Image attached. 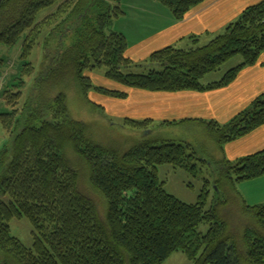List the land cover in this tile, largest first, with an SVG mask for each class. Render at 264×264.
<instances>
[{"label":"trees","instance_id":"obj_1","mask_svg":"<svg viewBox=\"0 0 264 264\" xmlns=\"http://www.w3.org/2000/svg\"><path fill=\"white\" fill-rule=\"evenodd\" d=\"M155 1L182 21L205 0ZM120 2L0 0V46L21 44L19 70L13 68L17 75L9 74L5 86L0 85V129L9 140L0 150V264H164L176 252L191 264H264V204H245L243 213L251 223L235 230L219 213L225 203L205 210L208 181L195 204L182 203L158 181V166L183 169L194 177L196 162L209 161L198 158L190 144L144 142L120 154L96 144L87 126L71 118L63 92L51 99L41 92L49 83L74 81L96 107L88 100L90 92L123 100L131 89L202 93L225 88L264 52V1L246 8L207 44L193 38L194 47H166L142 63L129 60L128 41L110 30L125 14ZM37 47L48 63L36 76L29 60ZM237 56L242 62L219 80L204 81ZM101 70L118 88L93 84V75ZM28 80L33 82L21 104ZM153 123L124 118L123 124L145 131ZM202 124L221 153L228 143L264 125V94L226 125ZM68 150L83 162L88 183L104 199L103 215L80 193V173ZM209 166L220 167L232 182L253 181L264 177V149ZM13 219L30 223L31 249L11 234ZM201 225L209 226L205 235L198 232Z\"/></svg>","mask_w":264,"mask_h":264},{"label":"rangeland","instance_id":"obj_2","mask_svg":"<svg viewBox=\"0 0 264 264\" xmlns=\"http://www.w3.org/2000/svg\"><path fill=\"white\" fill-rule=\"evenodd\" d=\"M120 6L125 13L123 16H127L128 18L124 19L122 16L114 20L110 30L125 33L126 40L130 43H134L137 38V35L130 33V27L134 21H137L139 25L143 26L147 21L151 22L153 17L151 15L155 12H162V14L166 12L168 16H171L169 9L165 5L162 6L157 3L155 0H121ZM53 11V8L47 9L41 13V17H45L46 14H50ZM161 26L162 23L158 24V27ZM135 29L139 30L137 28ZM143 32L147 33L146 29H143ZM20 50V43L12 48L0 46V85L3 82V86H5V80L9 77L8 75L16 74L15 70H19L20 62L18 56ZM29 62L32 64L33 69H35L36 76L43 71V67L48 63L44 59L40 47L35 48ZM241 62L239 56L231 59L219 71L207 76L204 81L220 79L226 70L236 67ZM134 73L139 72L134 70ZM103 74V70L95 72L92 77L95 86L98 85L106 89H113L114 86H117L108 80L106 81ZM32 82L28 80L25 97L21 101V104L24 103ZM41 92L48 99L63 92L66 96L67 108L71 118L87 126V134L96 144H100L105 148L116 149L120 154L130 151L135 146L144 142L151 145L169 141L177 144H190L198 158L203 160L207 158L209 161L205 165L201 162H196V165L199 167V172L194 177L183 169H176L167 165L158 166V181L163 184L166 192L175 196L182 203L187 204H195L197 202L198 197L203 193L205 182L208 181V191L210 192L206 200L205 210L207 211L217 204L225 203L219 206V213L228 219L235 230H239L241 228L240 225L251 223L250 217L243 213V206L245 204L248 206L264 204V177L253 179V181H241V183H237L236 181L232 182L228 180L227 173L220 169V167H215L216 170L210 168L209 162L216 164L217 161H229V157L219 152L217 144L213 142L205 127L202 128L197 125L187 126L185 124L161 127L158 125L159 122H156V124L150 125L145 131L132 129L123 124L124 116L118 115L119 109L114 108L113 105L108 103L107 100L109 98L106 99L98 93L90 92L88 94V100L96 107L98 106L97 108L93 107L83 97L81 90L74 81H64L60 86L49 83ZM33 93L39 95L38 92ZM8 142L7 136L0 129V150ZM67 157L72 162L74 168L80 173V193L90 198L99 209L100 214L103 215L106 210L104 199L88 183V172L86 171L85 165L71 150L67 151ZM228 174L234 180L233 171L230 170ZM4 200L5 202L8 201L7 198ZM9 223L11 234L24 246L31 249L33 246V234L31 233L32 227L30 223L26 219H13ZM208 229L209 226L201 225L198 232L205 235ZM164 264L191 263L188 262L186 256L182 253L176 252Z\"/></svg>","mask_w":264,"mask_h":264},{"label":"crops","instance_id":"obj_3","mask_svg":"<svg viewBox=\"0 0 264 264\" xmlns=\"http://www.w3.org/2000/svg\"><path fill=\"white\" fill-rule=\"evenodd\" d=\"M262 1L264 0H205L182 21L174 19L171 13V16H168L166 12H155L151 15V22L147 21L141 26L134 21L131 25L130 33L137 35V38L134 43L128 42L127 57L133 63H142L154 52L166 47L183 50L194 47L193 38H197L199 45L207 44L222 34L228 25L238 20L246 8ZM160 23L162 26L158 27ZM143 29L147 31L143 32L144 35ZM122 34L126 39V34ZM126 92V99L107 100L114 108L119 109L118 115L124 118L138 121L149 119L153 124L159 122V126L168 122H175L176 125L173 126L185 124L202 128L205 127L202 122L226 125L264 94V52L257 64L241 70L235 81L222 89L202 93H149L133 89ZM263 149L264 125L251 134L225 145L221 154L228 156L229 161L233 162Z\"/></svg>","mask_w":264,"mask_h":264}]
</instances>
